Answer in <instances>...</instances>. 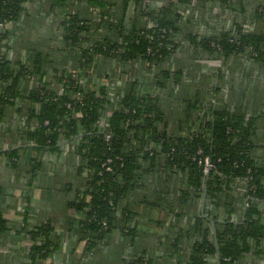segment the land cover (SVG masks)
Masks as SVG:
<instances>
[{
    "label": "trees",
    "instance_id": "obj_1",
    "mask_svg": "<svg viewBox=\"0 0 264 264\" xmlns=\"http://www.w3.org/2000/svg\"><path fill=\"white\" fill-rule=\"evenodd\" d=\"M205 3L0 0V123L17 113L26 122L22 143L39 153L69 149L83 182L69 181L65 192L88 248L116 228L137 241L130 208L175 216L167 234L173 243L163 249L184 256L159 262L143 251L126 264H218L212 221L221 264H264V101L250 109L221 94L225 79L237 77L232 59L244 76L264 77V32L237 24L210 33L199 17ZM35 20L48 24L49 39L20 47ZM131 64L146 81L127 84ZM29 77L37 82L28 91ZM169 99L178 118L168 113ZM3 155L14 164L19 150ZM1 208L0 234L7 226ZM49 234L32 231L35 261L55 251L50 238L39 240Z\"/></svg>",
    "mask_w": 264,
    "mask_h": 264
},
{
    "label": "crops",
    "instance_id": "obj_2",
    "mask_svg": "<svg viewBox=\"0 0 264 264\" xmlns=\"http://www.w3.org/2000/svg\"><path fill=\"white\" fill-rule=\"evenodd\" d=\"M205 4L206 12L199 17L202 26L210 33L230 29L237 24H241L245 31L257 29L264 32V11L257 13L258 6L262 5L264 9V0H206ZM199 17L192 13L193 21ZM10 55L15 56V51H11ZM234 61L230 60L229 66L237 77L225 79L221 94L226 101H242L253 109L251 107L264 101V77L244 76L240 63ZM137 66L141 71L145 67L143 63ZM128 68L127 84L137 79L146 81L143 76H135L134 64ZM36 82V78L29 77L23 84L29 91ZM231 88L232 92L229 91ZM178 90L175 87L174 92ZM28 91L19 100L26 99ZM9 116L0 123V152L18 149L19 159L13 164L5 155L0 157V203L7 225L0 234V264H126L136 252L143 251H148L159 262L167 259L175 262L178 255L184 256L183 249L165 256L163 247L173 243L172 237L167 234L175 222V216L167 208H130L134 216L131 226L136 222L139 230L137 241L116 228L107 239L89 249L79 216L68 207L70 195L65 192L69 181L83 182L78 174L75 175L78 172L74 157L69 155V149L36 152L32 144L22 143L19 129L26 126V122L17 113L14 118ZM260 129L264 131L263 124ZM34 159L39 161L38 168L32 166ZM52 180L57 181L53 184ZM45 227L50 229V234L43 235L39 240L50 238L55 251L48 258L35 261L32 256L35 244L32 231Z\"/></svg>",
    "mask_w": 264,
    "mask_h": 264
},
{
    "label": "rangeland",
    "instance_id": "obj_3",
    "mask_svg": "<svg viewBox=\"0 0 264 264\" xmlns=\"http://www.w3.org/2000/svg\"><path fill=\"white\" fill-rule=\"evenodd\" d=\"M32 24V30L31 32L33 33L31 36H28V35H20L19 37V43H20V47L21 46H27V43H32L34 40L36 41V43L30 45V46H33V45H36V44H43L45 42H47V39L48 38V34H50V29L48 27V24L46 22H43V21H39V20H35V21H30ZM49 29V30H48ZM30 38V40H29ZM41 43V44H40ZM42 46V45H41ZM50 55V58L53 59V61H55V63H59L61 60L59 59L61 56H59L58 54H56V51H52L49 53ZM167 104H168V113L169 115L175 119V118H178L180 113L178 111V103L177 105H175V103L172 102L171 99H169L167 101ZM57 180H52L50 182H52L53 184L56 183ZM60 182V180L58 181ZM62 183V182H61ZM62 185V184H61Z\"/></svg>",
    "mask_w": 264,
    "mask_h": 264
},
{
    "label": "water",
    "instance_id": "obj_4",
    "mask_svg": "<svg viewBox=\"0 0 264 264\" xmlns=\"http://www.w3.org/2000/svg\"><path fill=\"white\" fill-rule=\"evenodd\" d=\"M68 142H64L63 144H66ZM205 201H206V197L204 198V203H203V208L202 210L204 211V205H205ZM212 228H213V232L216 236V246H217V261H218V264H221V253H220V246H219V242H218V239H217V229H216V226H215V222L212 221Z\"/></svg>",
    "mask_w": 264,
    "mask_h": 264
},
{
    "label": "built area",
    "instance_id": "obj_5",
    "mask_svg": "<svg viewBox=\"0 0 264 264\" xmlns=\"http://www.w3.org/2000/svg\"><path fill=\"white\" fill-rule=\"evenodd\" d=\"M205 165H206V169L205 170L206 171H209V168H211V166H212L209 157H206V159H205Z\"/></svg>",
    "mask_w": 264,
    "mask_h": 264
}]
</instances>
